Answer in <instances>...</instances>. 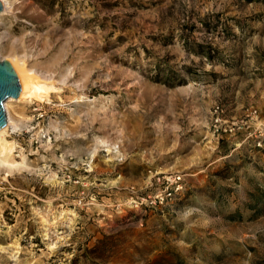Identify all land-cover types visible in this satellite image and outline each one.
<instances>
[{"label": "rangeland", "instance_id": "1", "mask_svg": "<svg viewBox=\"0 0 264 264\" xmlns=\"http://www.w3.org/2000/svg\"><path fill=\"white\" fill-rule=\"evenodd\" d=\"M11 1L0 264H264V0Z\"/></svg>", "mask_w": 264, "mask_h": 264}, {"label": "bare ground", "instance_id": "2", "mask_svg": "<svg viewBox=\"0 0 264 264\" xmlns=\"http://www.w3.org/2000/svg\"><path fill=\"white\" fill-rule=\"evenodd\" d=\"M1 2L3 5V8L0 11V16L2 14H4L5 12L12 11L14 9L15 5L14 4H13L14 6L12 5L11 0H1ZM9 60L12 63V65H13L16 73H17L21 88H20V93L17 97H11L10 96L4 100L3 104H4L5 108H7L8 101L10 102V100H24V99H31L33 97L42 99L45 96L47 97V94H48L50 88H53L54 85H53V83L50 82V80H47V77L49 75L47 76L44 73L46 67L43 68L44 69L43 73L39 74V72L36 73V71L32 67H30L26 64L24 57H22L21 55L16 54L14 56H11L9 58ZM16 127H17V124H16L15 120L12 119V117L10 116V114L7 111V122L4 126H2L0 128V147L2 148L3 151H6L7 148H9V149L11 148V142H8L5 139V136H4L5 133L7 132V130L9 128L14 129ZM0 163H5L9 167L12 165V163L15 164L14 162H11V161L7 162L2 158H0Z\"/></svg>", "mask_w": 264, "mask_h": 264}, {"label": "water", "instance_id": "3", "mask_svg": "<svg viewBox=\"0 0 264 264\" xmlns=\"http://www.w3.org/2000/svg\"><path fill=\"white\" fill-rule=\"evenodd\" d=\"M3 5L0 0V11ZM20 82L17 73L8 58L0 57V128L7 122L4 100L8 97H17L20 93Z\"/></svg>", "mask_w": 264, "mask_h": 264}, {"label": "built area", "instance_id": "4", "mask_svg": "<svg viewBox=\"0 0 264 264\" xmlns=\"http://www.w3.org/2000/svg\"><path fill=\"white\" fill-rule=\"evenodd\" d=\"M167 189V188H166ZM171 194V190H166V195H170Z\"/></svg>", "mask_w": 264, "mask_h": 264}]
</instances>
